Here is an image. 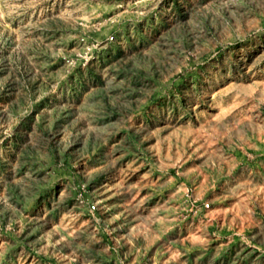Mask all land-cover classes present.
Masks as SVG:
<instances>
[{
	"label": "rangeland",
	"instance_id": "374dc122",
	"mask_svg": "<svg viewBox=\"0 0 264 264\" xmlns=\"http://www.w3.org/2000/svg\"><path fill=\"white\" fill-rule=\"evenodd\" d=\"M0 264H264V0H0Z\"/></svg>",
	"mask_w": 264,
	"mask_h": 264
},
{
	"label": "built area",
	"instance_id": "2783aa9c",
	"mask_svg": "<svg viewBox=\"0 0 264 264\" xmlns=\"http://www.w3.org/2000/svg\"><path fill=\"white\" fill-rule=\"evenodd\" d=\"M111 38L113 39V37H111ZM210 206H211V204L209 202L204 204V208H210ZM92 208L95 209L96 206L93 205Z\"/></svg>",
	"mask_w": 264,
	"mask_h": 264
}]
</instances>
